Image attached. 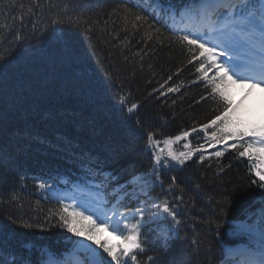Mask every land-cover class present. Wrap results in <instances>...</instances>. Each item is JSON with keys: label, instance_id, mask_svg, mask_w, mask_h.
<instances>
[{"label": "trees", "instance_id": "trees-1", "mask_svg": "<svg viewBox=\"0 0 264 264\" xmlns=\"http://www.w3.org/2000/svg\"><path fill=\"white\" fill-rule=\"evenodd\" d=\"M33 2H22L25 18L31 15L28 9ZM0 3L3 4L0 7V57L4 58L0 65L7 64L8 68L7 74L0 76V243L14 249L5 237L11 232L9 224L44 223L47 227L55 223V220L48 221L50 212L37 211L36 205L26 203L23 198L29 195L27 189L12 175L13 171L18 176L24 174L29 168L28 159L38 149L30 141L26 142L27 138L49 134L53 139H61L75 134L74 129L63 125L65 122L82 130L86 119L85 130L99 138L107 134L112 138L111 132L117 137L121 135L118 130H126L135 141L120 142L123 147L118 151L133 155L127 166H137L142 163L136 149L142 131L136 126L137 120L143 130L150 128L159 132L167 128L174 132L207 122L215 106L210 102L194 103L205 92L192 83L195 65L188 63L186 49L176 44L169 47L167 41L161 47L155 40L146 46L144 36L148 29L145 26L133 31L131 24L125 23L124 1L40 0L39 8L44 12L52 10L54 17L65 9L73 21L45 35L34 34L24 23L21 25L16 19L21 15L19 5L16 8L8 0H0ZM128 7L132 6L128 4ZM17 32L22 39H17ZM92 55L96 63L103 64L105 71L115 75L117 82L109 84L93 71ZM177 69L182 71L178 76L173 75ZM169 75H173V80L167 86L182 85L181 90L165 96L152 93ZM121 97L127 99L124 107ZM131 103L140 107L133 117L128 116V124L124 109ZM9 141L20 142V145H11ZM130 145L132 150L125 152ZM18 156L21 159L15 162ZM217 165L224 167L220 175H215ZM190 166L182 173L185 189L179 196H183L181 206L184 204L187 224L191 225L192 234L187 233V236L198 242L194 246L189 241L180 244L169 256L179 255L182 246L188 264H209L214 257L208 256L205 249L209 246L217 249L219 242L224 241H216L212 231L215 225L207 223L214 219L215 202L224 199L231 202V225L244 219L250 205L253 209L259 207L253 204L259 190L251 184L244 165L237 161H207ZM4 224L8 227H2ZM53 232L51 229L45 234L53 238ZM222 232V239L232 236L227 225Z\"/></svg>", "mask_w": 264, "mask_h": 264}, {"label": "snow or ice", "instance_id": "snow-or-ice-1", "mask_svg": "<svg viewBox=\"0 0 264 264\" xmlns=\"http://www.w3.org/2000/svg\"><path fill=\"white\" fill-rule=\"evenodd\" d=\"M8 3L19 5L21 15L16 19L22 25L25 18L23 3L20 0H8ZM129 3L132 7H128ZM39 6V0H34L28 9L29 14L35 15L32 9ZM123 14L125 23H130L133 31L147 27L144 36L146 46L153 40L161 47L165 41L169 47L176 44L188 52V63L198 65L195 67L198 74L196 82L203 83L205 95H201L194 103L210 102L215 106L213 116L199 125L200 132L212 130L209 147L224 142L225 150L230 148L241 158L260 161L250 169L256 177L251 184L259 189L253 204L259 207L253 209L250 205L244 219L230 225L231 202L228 199L216 201L212 212L214 219L207 221L215 225L212 231L217 242L221 241L222 229L226 225L230 227L233 237L243 236L245 241L238 246L224 245L220 249L209 246L205 252L208 256L217 257L218 264H264V117L257 121L250 114L241 113L240 105L234 104L230 95L231 86L264 88V0H124ZM72 22L66 10L62 9L51 19L50 26L54 28ZM164 29H167V36ZM16 37L22 39L19 32ZM3 59L0 57V60ZM7 71V64L0 65V76L6 75ZM180 71L182 69H177L173 75L178 76ZM173 75L167 76L152 93L165 96L179 92L182 85L167 86L173 80ZM120 103L124 107L126 98L121 97ZM138 108L137 103H131L126 107V112L131 115ZM136 126H140L139 120ZM197 131V127H193L174 139L183 140ZM146 139L147 146L156 149L152 153L153 167L131 175L123 184L117 176L106 174L98 158L92 155L80 161L78 176L60 179L59 182L65 184L71 179L77 191L81 185L89 188V194L94 192L95 195H91L88 201H81L75 195H57L55 180L52 183L40 180L38 188L51 193L47 198L55 199L60 205L48 217V221L55 220L56 223H49L46 227L44 223L22 222V227L36 228L40 232L59 227L79 239L68 237L72 249L62 253H57L47 245L36 248L34 253L35 246L30 243L23 244L22 248L26 252H21L0 243V264H128L129 260L137 261L140 256L147 258V264H188L182 246L179 255H168L175 248L174 242L185 227L180 219L183 215L182 195L174 197L172 202L157 197L148 207L144 206L146 202L141 201V206L131 213L119 209L126 207L124 201L135 194L137 187L144 195L154 191L156 185L163 189L162 170L176 165L183 167L197 154L198 162L203 163L206 160L204 145L193 149L186 143V151L177 153L171 148V137L163 141L167 147H161V142L154 138L152 132L148 133ZM131 150V145L124 149L126 152ZM224 154V150H218L212 155L220 158ZM217 168L215 175L224 172V167L217 165ZM176 186L177 177L172 176L168 190L172 191ZM129 187L133 189L132 193H129ZM180 191L183 193L184 189ZM66 199L68 203H65ZM149 212L150 215L146 216ZM129 218L136 222L128 223ZM84 221L90 223L85 226ZM100 227L111 229V234H115L113 238L119 240V244L110 246L107 241L101 243L96 235ZM145 229H148L149 235H145ZM192 243L196 244V241ZM149 252L154 255H148Z\"/></svg>", "mask_w": 264, "mask_h": 264}, {"label": "rangeland", "instance_id": "rangeland-1", "mask_svg": "<svg viewBox=\"0 0 264 264\" xmlns=\"http://www.w3.org/2000/svg\"><path fill=\"white\" fill-rule=\"evenodd\" d=\"M255 112H256V120L258 121L261 117H264V111L263 110H261V109H259V108H257L256 110H255Z\"/></svg>", "mask_w": 264, "mask_h": 264}]
</instances>
